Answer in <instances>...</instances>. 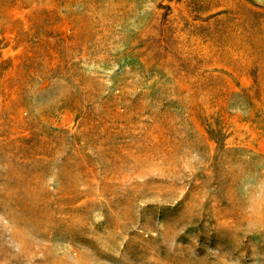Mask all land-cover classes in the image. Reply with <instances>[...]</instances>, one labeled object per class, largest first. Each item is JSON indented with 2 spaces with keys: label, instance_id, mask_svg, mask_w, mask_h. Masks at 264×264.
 <instances>
[{
  "label": "rangeland",
  "instance_id": "obj_1",
  "mask_svg": "<svg viewBox=\"0 0 264 264\" xmlns=\"http://www.w3.org/2000/svg\"><path fill=\"white\" fill-rule=\"evenodd\" d=\"M0 264H264V0H0Z\"/></svg>",
  "mask_w": 264,
  "mask_h": 264
}]
</instances>
